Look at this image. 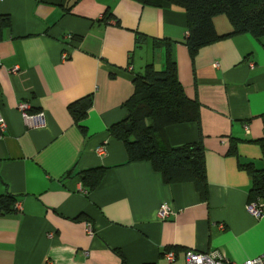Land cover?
Returning <instances> with one entry per match:
<instances>
[{"label": "crops", "instance_id": "1", "mask_svg": "<svg viewBox=\"0 0 264 264\" xmlns=\"http://www.w3.org/2000/svg\"><path fill=\"white\" fill-rule=\"evenodd\" d=\"M0 15L11 20L0 40V196L16 198L15 210L0 214V264H185L187 250L243 263L264 253V210L248 211L251 178L238 167L264 166L255 142L264 139V37L223 38L192 62L185 12L174 5L0 0ZM213 24L218 35L232 30L223 15ZM154 38L174 41L179 80L200 105L207 200L192 183L165 184L147 161L129 162L107 132L126 117L131 73L155 65ZM65 46L74 48L63 59ZM88 95L84 135L68 106ZM20 101L32 106L27 120ZM165 136L180 146L196 141L199 127L170 125ZM97 167L105 168L102 182L87 192L76 174ZM163 203L173 213L161 220Z\"/></svg>", "mask_w": 264, "mask_h": 264}, {"label": "trees", "instance_id": "2", "mask_svg": "<svg viewBox=\"0 0 264 264\" xmlns=\"http://www.w3.org/2000/svg\"><path fill=\"white\" fill-rule=\"evenodd\" d=\"M134 1L144 6L174 5L184 10L188 33L184 44L192 62L201 47L223 38L243 33H248L256 39L264 37V0ZM221 14L225 15L232 27L231 32L224 35H218L213 24V18ZM110 15L109 11L104 14L105 17ZM10 26L9 15H0V40ZM142 38L137 32V46ZM71 39L73 43L77 41L73 36ZM152 44L154 49L163 53L162 67L147 64L142 72L131 73L134 90L123 103L126 117L111 124L107 132L112 139L123 143L129 162L147 161L153 170L161 175L165 184L192 183L200 198L207 200L208 183L200 132L199 102L185 94L179 80L174 41L154 38ZM91 104L92 95H88L68 106L70 114L84 135L86 131L79 122L85 117ZM181 123H195L199 127V138L180 146H171L165 136V129L167 126ZM255 142L262 149L264 160V139ZM236 143L231 144L232 154H237ZM238 167L245 170L251 178L247 202H260L263 211L264 166L257 168L252 162H248L239 163ZM104 174L105 168L97 167L82 170L76 176L83 188L90 192L101 184ZM15 203L16 198L11 194L0 196V214L13 212Z\"/></svg>", "mask_w": 264, "mask_h": 264}, {"label": "built area", "instance_id": "3", "mask_svg": "<svg viewBox=\"0 0 264 264\" xmlns=\"http://www.w3.org/2000/svg\"><path fill=\"white\" fill-rule=\"evenodd\" d=\"M188 33H186V36ZM68 39H71V35L68 36ZM70 48H73L72 46H65L63 53H62V58L66 59L69 57L68 55V50ZM252 66V65H250ZM15 69H11L12 72H14ZM31 104L29 101H20L17 104L18 110L21 112L22 117L27 120L30 118V115L28 114ZM5 128V120L0 114V134ZM98 151H102L101 148H98ZM262 204L260 202H251L248 204L247 209L248 211L254 215L255 217L261 216L262 214ZM170 213H173V210L169 204H161L157 210V216L159 219L164 220ZM163 257L167 261H173L176 257V254L174 251H164L163 252ZM185 257V264H264V253L248 259L244 261L243 263H234L227 259V257L218 252V251H209V252H202L199 250H187L184 253Z\"/></svg>", "mask_w": 264, "mask_h": 264}, {"label": "rangeland", "instance_id": "4", "mask_svg": "<svg viewBox=\"0 0 264 264\" xmlns=\"http://www.w3.org/2000/svg\"><path fill=\"white\" fill-rule=\"evenodd\" d=\"M223 16H225L224 14H221ZM160 50H153V58L155 60V66H157L158 68H161L162 67V63H160V60H159V57H160V54H159Z\"/></svg>", "mask_w": 264, "mask_h": 264}]
</instances>
